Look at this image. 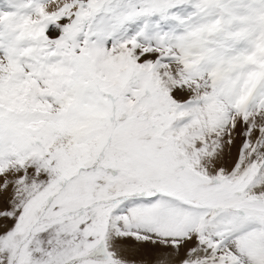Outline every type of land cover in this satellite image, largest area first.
I'll return each instance as SVG.
<instances>
[{"label":"snow or ice","instance_id":"1","mask_svg":"<svg viewBox=\"0 0 264 264\" xmlns=\"http://www.w3.org/2000/svg\"><path fill=\"white\" fill-rule=\"evenodd\" d=\"M0 264H264V0H0Z\"/></svg>","mask_w":264,"mask_h":264}]
</instances>
